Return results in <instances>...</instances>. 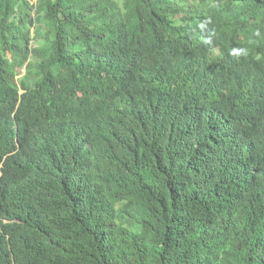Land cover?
<instances>
[{
	"label": "trees",
	"instance_id": "1",
	"mask_svg": "<svg viewBox=\"0 0 264 264\" xmlns=\"http://www.w3.org/2000/svg\"><path fill=\"white\" fill-rule=\"evenodd\" d=\"M0 264H264V0H0Z\"/></svg>",
	"mask_w": 264,
	"mask_h": 264
},
{
	"label": "rangeland",
	"instance_id": "2",
	"mask_svg": "<svg viewBox=\"0 0 264 264\" xmlns=\"http://www.w3.org/2000/svg\"><path fill=\"white\" fill-rule=\"evenodd\" d=\"M31 2H32L33 4H35V3L37 2V0H31Z\"/></svg>",
	"mask_w": 264,
	"mask_h": 264
}]
</instances>
